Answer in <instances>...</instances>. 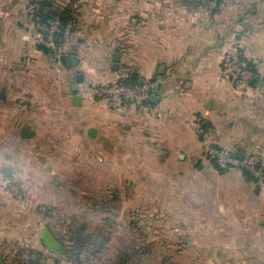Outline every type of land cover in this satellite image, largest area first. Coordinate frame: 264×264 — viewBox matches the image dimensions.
<instances>
[{
    "label": "crops",
    "instance_id": "crops-1",
    "mask_svg": "<svg viewBox=\"0 0 264 264\" xmlns=\"http://www.w3.org/2000/svg\"><path fill=\"white\" fill-rule=\"evenodd\" d=\"M75 3L70 46L59 59L32 42L28 24L22 37L0 45V120L23 144L22 153L3 155L0 171L8 166L10 175L25 179L29 202L57 209L68 206L75 178L102 176L105 189L116 184L121 194L132 179L144 191L148 179L166 173L173 200L184 195V222L168 221L184 227V238L264 242V186L237 167L218 170L203 152L207 145L233 154L260 148L264 164V0H225L213 8L193 0ZM8 13L0 12L4 29ZM232 39L257 72L255 84L242 91L219 74ZM129 77L154 81L159 99L145 107L114 105L88 91L91 83ZM196 117L206 120L202 135ZM26 128L34 135L23 137ZM50 188L52 198L44 194Z\"/></svg>",
    "mask_w": 264,
    "mask_h": 264
},
{
    "label": "rangeland",
    "instance_id": "rangeland-1",
    "mask_svg": "<svg viewBox=\"0 0 264 264\" xmlns=\"http://www.w3.org/2000/svg\"><path fill=\"white\" fill-rule=\"evenodd\" d=\"M218 1L193 0L211 8L217 7ZM44 3H49L50 7H45ZM75 5V0H0V12H10L4 17V22H8L7 28L0 27V45L7 48L6 41L22 37L23 27L28 24L32 26L29 29L32 42L37 47L51 49L44 51L59 59L70 46L68 37L75 28ZM100 5L105 9L120 7L116 2H100ZM39 9L70 12L72 20L57 50L55 42L53 45L42 42L45 35L33 20L34 13ZM25 15L27 20L30 19L29 23L25 22ZM13 53L17 63L23 65L18 59V51ZM20 103H24L22 97ZM6 127V119L1 117L0 159L5 153L23 151L18 133H9ZM259 150L246 154L252 155ZM229 151L233 154L232 150ZM209 162L220 170L213 161ZM261 162L264 168L263 160ZM234 167L243 171L238 164L223 170ZM10 174L0 171V261L4 260L5 264H264V242L214 241L210 235L206 236V241H189L184 238L182 225H170L168 221L171 219L184 222V195H176L173 200L168 192L166 173L148 179L144 191L137 190L132 179L127 192L121 194L114 192L116 184L110 190L105 189L102 176L75 178L72 180L74 193L68 195L70 201L65 209H57L50 202L40 205L29 202L25 179ZM116 180L113 179V182ZM252 181L257 188H261L254 177ZM48 191L51 194L44 193L48 198L55 193L51 188ZM30 195L35 196L34 193ZM62 196L59 195V198ZM244 220L246 218H240V221ZM42 226L51 228L63 242L65 249L62 252L50 250L44 245ZM201 228L204 230V227ZM254 228L258 229V226ZM224 235L222 237H227ZM246 237L250 236L247 234Z\"/></svg>",
    "mask_w": 264,
    "mask_h": 264
},
{
    "label": "built area",
    "instance_id": "built-area-1",
    "mask_svg": "<svg viewBox=\"0 0 264 264\" xmlns=\"http://www.w3.org/2000/svg\"><path fill=\"white\" fill-rule=\"evenodd\" d=\"M213 4L216 3L213 2ZM37 24L45 35V41L42 42L53 45L59 22L54 21L51 25L41 22ZM219 74L222 80L230 82L236 90L240 91L248 89L255 78L244 57L241 46L233 39L228 42L223 53ZM155 90L156 83L154 81L126 83L123 78L107 84L91 83L88 89L91 95L107 99L114 105L133 104L141 107H145L142 101L149 99L155 93ZM194 124L197 133L199 135L204 134L206 120L202 117H196ZM203 152L208 161H213L221 169H227L232 164H238L252 174L258 186H264V168L261 162L262 153L260 150L252 155L245 154L241 160L237 159L229 150L219 149L215 146L207 145L204 147Z\"/></svg>",
    "mask_w": 264,
    "mask_h": 264
},
{
    "label": "trees",
    "instance_id": "trees-1",
    "mask_svg": "<svg viewBox=\"0 0 264 264\" xmlns=\"http://www.w3.org/2000/svg\"><path fill=\"white\" fill-rule=\"evenodd\" d=\"M221 1L222 0L218 1L219 4L221 3ZM44 6L45 7H50V4L49 3H44ZM33 20L36 23L41 22V23L46 24V25H51L52 22H54V21H58L59 22L58 31L55 33V38H54V42L56 43V46H57L56 50H57L58 48L61 47V42L60 41L63 40L65 31L68 28V26H69V24H70V22L72 20V17H71L70 12L68 10L59 11L58 9H49V10L39 9V10L36 11V13H34ZM40 48H42L45 51H51V49H47V48L42 47V46H40ZM248 65H249V68L252 70L253 74L255 75V78L251 82V85H252V84H255V82H256L257 72H256V70L254 68V65L252 63H249ZM123 80L126 83H138L139 82V80L137 78H134V77L133 78L132 77L125 78ZM219 169L221 171H223V169H221V168H219ZM243 172H244L245 176L248 179H251V180L253 179V176H252V174L250 172H248L245 169H243ZM30 260L31 259H29L28 261L30 262ZM0 262H1L0 264H5L4 260L3 261L1 260Z\"/></svg>",
    "mask_w": 264,
    "mask_h": 264
},
{
    "label": "water",
    "instance_id": "water-1",
    "mask_svg": "<svg viewBox=\"0 0 264 264\" xmlns=\"http://www.w3.org/2000/svg\"><path fill=\"white\" fill-rule=\"evenodd\" d=\"M65 58H67V57H65ZM113 66L116 69L119 68L118 58H116V61L114 62ZM76 80H77V84L83 82V76L81 74H77ZM140 82H142V81H140ZM77 84L74 85V91L75 92L78 91V85ZM74 99L75 100L80 99V96L75 95ZM158 99H159L158 95L153 94L149 99H144L142 101V103L144 105H147L150 102H156ZM211 103H212L211 100L208 101L207 106L210 107ZM96 133H97L96 128H91L89 130V134L91 136H95ZM22 135H23V137H31L34 135V132L30 128H26L23 131ZM234 154H235V157L239 160L243 159V157L245 156V153L242 152L241 150H236ZM3 172L5 175H8L10 172V168L8 166L4 167ZM41 235H42L43 243L48 249L53 250V251H60V252H62L65 249V245L63 244V242L57 238V236L53 233L51 228H49L48 226H42Z\"/></svg>",
    "mask_w": 264,
    "mask_h": 264
}]
</instances>
